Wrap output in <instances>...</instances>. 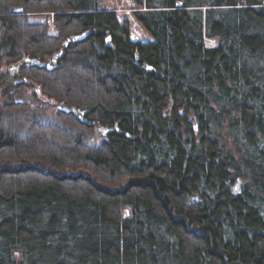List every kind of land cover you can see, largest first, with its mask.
<instances>
[{
  "label": "trees",
  "instance_id": "1",
  "mask_svg": "<svg viewBox=\"0 0 264 264\" xmlns=\"http://www.w3.org/2000/svg\"><path fill=\"white\" fill-rule=\"evenodd\" d=\"M131 1L0 0V110L105 130L0 119V264H264V0Z\"/></svg>",
  "mask_w": 264,
  "mask_h": 264
},
{
  "label": "rangeland",
  "instance_id": "2",
  "mask_svg": "<svg viewBox=\"0 0 264 264\" xmlns=\"http://www.w3.org/2000/svg\"><path fill=\"white\" fill-rule=\"evenodd\" d=\"M98 2L100 8L115 11L119 20L127 19L130 25V33L135 34L138 40L147 41L149 39L147 32L137 21H135L132 15L131 8L133 3L131 0H98ZM23 13L24 17L28 21H44L45 16L48 14L37 11H24ZM50 31H52L51 28ZM204 43L207 47L216 45L215 39L207 37H205ZM5 68L7 67L5 66ZM12 80H14V78H12ZM29 94L30 92H28L27 96L31 97L32 94ZM37 97L38 99L36 102L29 99L27 101V107L17 110H0V119L2 125L12 132L23 134L33 122L55 123L57 125L66 127L67 130H70L73 133L80 134L83 140L88 144L95 145L100 142L102 133L99 131V129L95 127L92 130H87L85 128L73 129L64 125L61 119L57 117V111L59 110L57 102L54 100H48V98L41 94H38ZM1 103L2 101L0 100V104ZM234 188L236 189V187Z\"/></svg>",
  "mask_w": 264,
  "mask_h": 264
},
{
  "label": "water",
  "instance_id": "3",
  "mask_svg": "<svg viewBox=\"0 0 264 264\" xmlns=\"http://www.w3.org/2000/svg\"><path fill=\"white\" fill-rule=\"evenodd\" d=\"M237 1H238V4L242 5V4L244 3L245 0H237ZM180 5H181L180 3L177 4V6H180ZM22 10H23V9H22L21 6H16V7L13 8L12 11H13L14 13H21ZM85 36H86L85 34H82V35H79V36H72V37H71L70 39H68V40L78 41V40L83 39ZM130 40H131L132 42H136V41H138L136 35L133 34V33H130ZM142 42H144V41H142ZM66 44H67V42H64V45H66ZM58 55H59V54L57 53V54H53V55L50 57V60H49V63H48V67H50L51 65H52V66L55 65V62H56V59H57ZM21 63H23V64H25V65H31V64H36L37 62H36V60H30V59H28L27 57H25V58L22 59V62H21ZM13 70H14L13 68L10 69V73H11V75L9 76V81H10V84H11V85H14V84H15V82H12V76H13V73H14ZM58 109L61 110V111H66V110H68V109H66L62 104H58ZM70 111H72V113L77 114V116L82 120V113H83V112H77L75 108H71ZM101 130H102V129H101Z\"/></svg>",
  "mask_w": 264,
  "mask_h": 264
},
{
  "label": "flooded vegetation",
  "instance_id": "4",
  "mask_svg": "<svg viewBox=\"0 0 264 264\" xmlns=\"http://www.w3.org/2000/svg\"><path fill=\"white\" fill-rule=\"evenodd\" d=\"M13 78H14V76H13ZM97 129H99V131L102 133V138H103L105 135V130L103 128H101L102 130L100 128H97Z\"/></svg>",
  "mask_w": 264,
  "mask_h": 264
}]
</instances>
